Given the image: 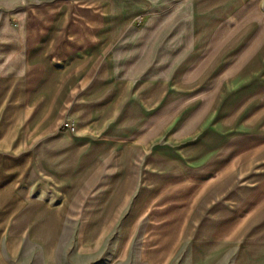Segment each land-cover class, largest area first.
<instances>
[{
	"label": "crops",
	"instance_id": "obj_1",
	"mask_svg": "<svg viewBox=\"0 0 264 264\" xmlns=\"http://www.w3.org/2000/svg\"><path fill=\"white\" fill-rule=\"evenodd\" d=\"M133 256L264 264V0H0V264Z\"/></svg>",
	"mask_w": 264,
	"mask_h": 264
},
{
	"label": "rangeland",
	"instance_id": "obj_2",
	"mask_svg": "<svg viewBox=\"0 0 264 264\" xmlns=\"http://www.w3.org/2000/svg\"><path fill=\"white\" fill-rule=\"evenodd\" d=\"M113 1H115V0H113ZM119 11L122 13L123 8H119ZM32 264H35V263L33 262ZM118 264H142V263L139 261V259H137L135 256H133L129 259V261H127L125 263H118ZM178 264H186V263L182 262V263H178Z\"/></svg>",
	"mask_w": 264,
	"mask_h": 264
},
{
	"label": "built area",
	"instance_id": "obj_3",
	"mask_svg": "<svg viewBox=\"0 0 264 264\" xmlns=\"http://www.w3.org/2000/svg\"><path fill=\"white\" fill-rule=\"evenodd\" d=\"M64 128L69 131H74L75 130V124L73 121L70 120H65L63 124Z\"/></svg>",
	"mask_w": 264,
	"mask_h": 264
}]
</instances>
